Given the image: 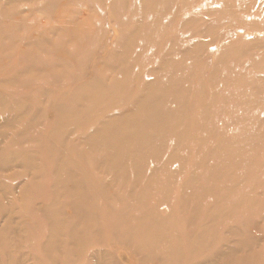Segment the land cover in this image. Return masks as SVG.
I'll return each mask as SVG.
<instances>
[{
  "label": "rangeland",
  "instance_id": "374dc122",
  "mask_svg": "<svg viewBox=\"0 0 264 264\" xmlns=\"http://www.w3.org/2000/svg\"><path fill=\"white\" fill-rule=\"evenodd\" d=\"M0 264H264V0H0Z\"/></svg>",
  "mask_w": 264,
  "mask_h": 264
}]
</instances>
